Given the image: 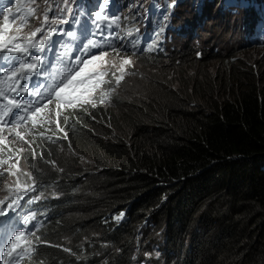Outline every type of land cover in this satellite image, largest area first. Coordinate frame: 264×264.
I'll use <instances>...</instances> for the list:
<instances>
[{
    "label": "trees",
    "instance_id": "1",
    "mask_svg": "<svg viewBox=\"0 0 264 264\" xmlns=\"http://www.w3.org/2000/svg\"><path fill=\"white\" fill-rule=\"evenodd\" d=\"M167 60L207 62L189 50L139 59L147 67ZM240 69L223 100L203 98L209 106L178 94L165 76L150 79L149 101L125 100L111 120L94 111L83 128L68 121L56 142L70 134L73 155L35 135L26 167L61 196L37 206L50 212L38 236L42 264H264V79ZM111 121L131 131L128 141L107 133ZM85 163L96 170L86 174Z\"/></svg>",
    "mask_w": 264,
    "mask_h": 264
},
{
    "label": "rangeland",
    "instance_id": "2",
    "mask_svg": "<svg viewBox=\"0 0 264 264\" xmlns=\"http://www.w3.org/2000/svg\"><path fill=\"white\" fill-rule=\"evenodd\" d=\"M145 1L147 0H135V3L139 5L137 12L132 16L139 14L140 4ZM159 1L162 3V6L167 9L168 15L166 20L161 24L159 30L160 36L153 44V48L159 53V56L173 52H175V54L184 55L186 50H189L194 52V59L196 61L204 60L207 62L199 65L194 62L184 61L179 62L177 67H173L169 66V60H167L162 63L163 66L161 67H146L138 64V60L135 59L136 56L119 53L118 51H115L114 54L111 52L105 57V66L108 69L109 77L112 76L113 72H120V65L123 63L124 59L130 60V64L124 65V72L128 71V75L126 74L128 76L126 78L128 82L122 87L119 86V89L123 91L132 90L137 94L138 99L146 97V101H148L147 96L153 95V91H150L147 96L145 95V92L151 89L148 87V85L152 83L150 79H162L168 76L167 79L171 82L172 88L178 94L185 97L191 95L194 101L201 103V105L205 107V105L209 106V104L207 101L204 102L203 98L208 97L210 93H213V97L216 96V100L220 102L223 100L228 89L234 88L237 85L236 79L231 76L232 71L237 68H241L239 71L240 74L249 72V77L252 82H258V80L264 79V49L262 48L263 45L257 44L258 40L264 39V22L256 24L255 27L250 24L253 19L255 20L254 22L259 21V16L256 14L258 11L256 4H253V10L245 12L248 8L247 3L241 4V1L223 0V5H221L219 10H217V7H205L200 19V25L193 26L192 24L196 20L192 19L193 17L191 15L197 16V12L190 4L181 0ZM26 3L32 6L46 8L51 3V0H27ZM58 3L60 8H65L64 0H58ZM169 5H172L173 8H169ZM227 6L235 7H231L234 12H229V7L227 8ZM128 11L129 10L126 9L124 13L126 14ZM261 11L264 13V8ZM72 13L76 14L74 8H72ZM250 16L255 18H249ZM114 17H120L117 21L118 26L122 21L125 22L127 18L124 14ZM139 18L140 20L145 19V12H141ZM243 20L248 21V24L246 25ZM202 21H204V24ZM262 21H264V19ZM179 22L185 24L189 22V25L178 27L177 23ZM112 28L113 30L109 29L108 32L110 37H116V39L103 41L99 33H95V36H93L95 30L92 32V38L101 40L105 44L112 43L117 46L121 45L122 42L119 35L124 34V31L120 30L116 25H113ZM177 28L180 29L178 33L176 32ZM133 31L134 28L131 29V31L129 30L127 36ZM246 37L252 38L249 39L250 45L247 44ZM65 53L64 59L66 61L71 60V55H79L72 54L71 51ZM135 77H137L136 85H132L131 82ZM123 98L124 95H120L119 99ZM136 100L137 98L135 96L131 98V101ZM49 107H53V109L51 110ZM64 108L65 107H62L58 111H64L66 109ZM45 112H50L51 118L57 117V109L54 104L46 107ZM64 113H67L66 110ZM51 120L52 122L47 124H52L53 126V119ZM57 122L60 124V120ZM115 128H123L124 130L121 131L120 129L107 133H110L112 137H120L117 139L118 141L129 140L130 130H127L130 132H127L122 124L115 125ZM42 131L47 132L48 135L55 131V129H45ZM30 138H28V140H30ZM51 139H53L55 143L58 139L57 134L51 136ZM55 147L61 152L56 144ZM83 169L89 172L96 170L95 167L89 163H85ZM22 176L23 178L25 177L22 184L31 182L26 175L22 174ZM22 215H25V212H23ZM27 244L28 248H30L31 243L29 242ZM148 249L151 248L148 247ZM23 256L25 259L27 258L26 253L23 254Z\"/></svg>",
    "mask_w": 264,
    "mask_h": 264
},
{
    "label": "bare ground",
    "instance_id": "3",
    "mask_svg": "<svg viewBox=\"0 0 264 264\" xmlns=\"http://www.w3.org/2000/svg\"><path fill=\"white\" fill-rule=\"evenodd\" d=\"M26 1L27 0H0V29H2L3 24H4V15L8 14V16H9V30L5 34L6 37L15 36L16 39L20 40L21 42H24V40H23L24 37H28L29 40H38L42 35L41 33H38L36 37H31L30 34L37 27L42 26V24L44 23V14L45 13H47L49 19L54 18V17L66 16V12L62 11V9H64V8L59 7L58 0H51V3L46 8L29 5L26 3ZM91 3H97L98 4V3H100V0H69L68 5L71 6L72 8H74L76 13H79V16H77L76 18L80 21V23L78 25H57V27L62 28V29H66V30L76 31L78 39L72 40L68 37H62V38L53 37V39H61L63 41V44L67 45V48H61L60 49L61 51H64V52L71 51L72 54L82 55V53L78 51V46L84 42H87L88 39L92 38V32L95 30V24L93 23V20L89 14L93 13L96 10V6L94 8H91L90 7ZM134 3H135V0H109L107 8H108V15L109 16H117L120 14H124L127 17H129L130 23L134 27V31L131 32V35L127 36V38L122 42L121 45H119V46L115 45V46H116V48H121V50L118 51L119 53L136 56L135 59H137L138 64L141 65L142 63H140L139 59L144 58L145 55L152 54L154 56H159V53L153 48V46L150 49H148V47L153 45L155 40L160 36L159 30H160L161 24H162V22H164L166 20L168 15H167V9L162 6V3L159 0H147L144 3L140 4L141 6H140L139 15H137L136 18H132L131 15H128V12L125 14L124 11L126 9H128V10L131 9L134 6ZM233 6H235V5H233ZM235 7H237V6H235ZM235 7H233V8H235ZM9 9H11L12 11L9 12ZM141 12H145V19L140 20L139 16H140ZM154 14H161V15L163 14V15L157 23H155L153 26H150L151 17ZM191 16L193 17L192 19L196 20L192 24L193 26H195L196 22H197V16H195V15H191ZM246 17H247V15H246ZM66 18L71 20V17H66ZM249 18H253V17L250 16ZM24 24L28 25V28L26 30H24V28H23ZM177 24H178V27L179 26H188L189 22L186 24L179 22ZM17 29H19V31H17ZM111 30H113V28H111ZM179 31H180V29L177 28L176 32L178 33ZM246 39H247L246 41H248L247 44L250 45L249 39H252V38L246 37ZM130 41L132 43H129ZM14 42L15 41H11L10 43H14ZM123 49H126V51ZM115 51L116 50H114V49H109V53L113 52V54H114ZM71 56H73V55H71ZM53 57H54V55L52 52L47 53V59L53 61V59H52ZM3 65H4V62H3ZM141 66H143V65H141ZM126 74L128 75V71H125L123 74L121 72H118V73L113 72L111 77H109V76L105 77V84L102 85L101 89L99 90V91H103L106 93L107 98H106L105 102L99 101V99H98L99 91H98L96 94L97 103H96L95 108L91 107V105L82 106L81 104L77 103L75 107H72V106L65 107L66 109L65 108L64 109L66 110L67 113H64L65 110L61 111V112H59L60 113L59 117L51 118V119L60 120V127L63 129L67 125L64 122H62L65 120V117L67 118V122L70 120H73V119L82 120V128H83V125L86 123L87 119H90V118H88V115L92 114V112H94V111H96V113L98 114V117H99V115H101V116L106 117L108 120L109 119L111 120V116L115 117V115L118 112V108H119L118 105L119 104L121 105L125 100H131V98L133 96H135L137 98V100L133 101V102H137V104L141 105L143 101H146V97L139 100L137 94L134 91H132V90L123 91V90L119 89V86L122 87L126 82H128L126 80V78L128 77ZM121 76L123 77L122 79H121ZM109 78H111V84L108 83ZM136 78L137 77L133 78L134 80L131 82L132 85H136V82H137ZM35 79H37V78L36 77L32 78V80H35ZM117 80H119L118 84L116 83ZM5 84H6V81L3 85H0V87H4ZM111 89H114V91H111ZM49 90H47L45 93H47ZM109 92H110V95L108 94ZM120 95H124V98L119 99ZM145 95H146V93H145ZM37 99H40V100H36L34 102H37V101L42 102L44 97L41 96ZM152 99H150V100H152V102L154 104V102H156V100H157V97L154 96V97H152ZM6 102H7L6 100L3 101V103H6ZM49 105H51V104H48L47 107ZM49 109L52 110L53 107H49ZM51 110H50V112H51ZM126 110L129 111L128 109H126ZM18 111H20V110H18ZM18 111H16V112H18ZM93 117H94V115H93ZM5 119H8V118H5ZM118 124H119V122L117 123L116 121L115 122L111 121L110 126L106 128L107 132L120 130L121 128H115V125H118ZM41 126L44 127L42 121L38 120L35 123V125H33V122L31 120H28L26 122H21V124L15 128L11 127V125L9 124L8 126L4 127L2 132H0V140L4 141L2 144H0V201L4 202V203H0V207L3 206L6 202L11 203V200L13 199L14 194H18L20 192V190L23 189L26 185L32 184V183H35L38 186V190L40 192H42L43 195L40 197V199L38 201H35V202L24 203V200H27V198H28L27 196H25L23 200H20L19 203L21 205H25V204L33 205V206L27 207L26 210L27 209H35V207L39 206L40 204L46 206L45 204H47V202H49V200H51L53 198H54V200H57L61 197L60 195H56V197H53V194H55V192H54L55 190L48 185L41 184L40 181L33 176V173H31L29 171L31 169L26 167L27 163L31 164V157L28 156V153L32 150L33 147H35L33 144L34 136L39 135L41 132L44 133V131H42L43 128ZM157 129H158V127H157ZM58 132L60 134H63V132H60V131H58ZM16 133H19L20 135L17 136ZM133 133L136 134L137 132L135 131ZM94 134H96V133H94ZM157 136H158V134H157ZM20 137H23V139H20ZM28 138H30V140H28ZM78 138H80V137H78ZM66 139H68L67 142H65L64 139L61 140L60 142H56V146L61 151V153L63 152V153H66L67 155H73V152H71V151L74 149V147H73L72 141H70V134L67 133ZM81 145H82V143H81ZM20 146H23V148L21 149L23 151V153L21 155H18L17 148ZM81 147H83V146H81ZM54 148H55V146H54ZM35 150H34V152H35ZM12 154H16L17 157H14V155H12ZM81 158H82V156H81ZM80 162L83 163L85 161H84V159H82ZM48 163H46V164H48ZM57 164H59V163H57ZM83 166H84V164H83ZM49 169L50 168H48V170ZM88 172H89L88 170H85L86 174H88ZM12 173H16V175H13ZM22 174L26 175L29 179L34 178V180L30 179L31 180L30 183L19 185V184H17V180L20 179L21 182H24V179H21V178H23ZM49 190H54V191H49ZM28 195L29 196H35V195H37V193L36 192H29ZM49 213L44 212V214H42L41 216H37V220H39V219L40 220L35 221V222H37V224H36V228H37L36 236H39L40 231L45 229V227H43V224L47 222V219L45 216L48 215ZM0 219L3 221L7 220L4 223L5 226L3 224L0 227V241H1V236H2L3 232H5L6 235L8 233L10 234L14 230H23L26 232V230H27L26 228L32 227L30 224L24 225L23 223H21L20 220L17 219V216H13L11 218L0 217ZM8 222H12V225L9 226L10 224H7ZM51 225H52V223L46 224V229L51 227ZM135 235L137 236V239H139L138 234H135ZM26 237H27V234H26ZM6 241L9 242V240H6ZM29 242L31 243L30 248H28V244H27ZM40 242H41V239L39 241H37L35 237H27L25 240H22L20 247L17 249L16 254L18 255L23 251L25 252V250H26L28 260H26L22 254H20L19 255L20 258L18 260L15 259V257H11L10 263H7V264H26L27 261L29 262L30 261L29 259L31 258L29 252H32V256L36 258L35 261L30 263V264H42V262L44 261V258H42V257L39 258V255L37 254V246H38V243H40ZM48 247H51V246H48ZM193 261H194V259H193Z\"/></svg>",
    "mask_w": 264,
    "mask_h": 264
},
{
    "label": "snow or ice",
    "instance_id": "4",
    "mask_svg": "<svg viewBox=\"0 0 264 264\" xmlns=\"http://www.w3.org/2000/svg\"><path fill=\"white\" fill-rule=\"evenodd\" d=\"M108 2L109 0H100V3L96 5V10L89 14L95 24L93 36H95V33H99L103 41L116 39V37H110L108 30L113 25L118 27L117 21L120 19V17L108 15ZM64 4L65 8L62 11L66 12V16L49 19L47 13H45L42 26L31 32V37H36L38 33L42 34L38 40H29L28 37H24V42H21L15 36L6 37L5 34L9 30V16L8 14L4 15V24L2 29H0V60L4 61V67L0 68V85H3L5 81L7 83L6 87H0V132L9 124L15 128L21 122L28 120H31L33 125L38 120L51 123L50 112H45L48 104L55 105L57 117L60 115L59 109L67 106L75 107L77 103L82 106L91 105L93 108L96 107V94L101 89V86L105 84V77L109 76L108 69L105 66V57L108 56L109 49L120 51L121 48H116L115 44L112 43L105 44L101 40L90 38L87 42L78 46V51L82 55H73L70 62L65 61L66 53L60 49L67 48V45L63 44L61 39H53V37H68L72 40H77L78 36L76 31L62 29L57 27V25H78L80 21L76 18L79 13L73 14L72 8L68 6L69 0H64ZM11 11L9 9V12ZM66 17H71V20ZM11 41L15 42L10 43ZM129 43L132 42L130 41ZM123 50L126 51V49ZM49 52H52L56 59L66 66L58 78L54 75L46 77L52 80L51 85L48 86L50 90L47 93L30 91L28 83L33 77H45L46 74L52 71L54 61L47 59V53ZM128 64H130V60L124 59L120 65L122 74L124 73V65ZM21 82H23V85H21ZM108 83L111 84V78H109ZM116 83L118 84L119 80ZM36 87L38 88L39 85H36ZM111 91H114V89H111ZM23 94H27L28 97L43 96L44 99L42 102L36 103L32 99H24ZM108 94L110 95V92ZM106 98V93L99 91V101L105 102ZM5 100L7 102L3 103ZM14 109H19L20 111L14 113ZM64 123L67 124L66 117ZM56 128L57 131H64L60 127L59 122H57ZM16 135L19 136L20 134L16 133ZM64 138H67L66 132ZM20 139H23V137H20ZM3 142V140H0V144ZM56 171L62 172L63 170L56 168ZM12 174L16 175V173ZM30 179L34 180V178ZM29 192H36L37 195L29 196ZM42 195L35 183L28 184L18 194H14L10 207L12 209L21 208L22 205L19 201L23 200L25 196L28 198L24 200V203H30L38 201ZM0 203L4 202L0 201ZM5 215L3 208H0V217ZM116 219L119 220L120 217L117 216ZM36 220L37 212L30 211L23 217L22 222L24 225H28ZM36 231V225L33 224L28 230L27 237H35L39 241L40 238L36 236ZM27 237L25 231L14 230L8 237L10 243L6 242L4 245L7 248V255L4 252V248H0V256L7 258L8 255L16 253L22 240ZM65 250L67 251V249ZM19 258V255L15 257L17 260Z\"/></svg>",
    "mask_w": 264,
    "mask_h": 264
}]
</instances>
